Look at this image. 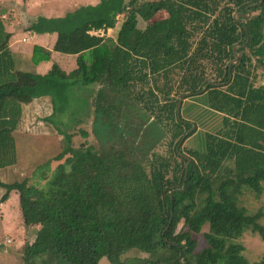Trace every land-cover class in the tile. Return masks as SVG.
I'll return each instance as SVG.
<instances>
[{
    "label": "trees",
    "instance_id": "1",
    "mask_svg": "<svg viewBox=\"0 0 264 264\" xmlns=\"http://www.w3.org/2000/svg\"><path fill=\"white\" fill-rule=\"evenodd\" d=\"M258 2L98 0L63 16L33 18L26 31L55 39L51 49L32 46V64L50 61L52 51L74 55L76 67L68 72L56 62L45 73L17 69L12 34L0 17V169L17 161L23 106L49 97L52 113L68 106L74 113L83 85L94 92L93 123L110 125L113 112L131 99L168 137L167 152L151 154L146 164L114 143L74 148L66 142L53 156L60 162L46 186L27 178L0 181V202L17 191L23 224L38 227L25 264L46 251L40 238L49 239L47 230L68 246L66 264L102 258L110 264H248L237 239L250 230L264 241V211L248 212L239 202L245 190L264 191V83L252 81L264 65V0ZM117 23L114 37L96 33ZM234 47L239 57L231 63ZM185 92L199 96L201 109L222 113L223 130L220 136L205 132L201 149L186 150L182 187V146L195 132L184 136L191 124L176 114L177 96ZM205 225V245L196 250L193 234ZM130 249L148 256L123 258ZM254 264H264V256Z\"/></svg>",
    "mask_w": 264,
    "mask_h": 264
},
{
    "label": "rangeland",
    "instance_id": "2",
    "mask_svg": "<svg viewBox=\"0 0 264 264\" xmlns=\"http://www.w3.org/2000/svg\"><path fill=\"white\" fill-rule=\"evenodd\" d=\"M25 1L15 0L19 5H14L13 0H0V14L2 12L5 13L6 17L4 20L6 21L14 18L15 25L17 26V38H20L21 35H23V38L29 37L26 42H18L12 46L11 51L15 67L23 71L39 72L40 68L47 67L49 69L51 64L56 62L66 72L75 68V57L61 53H55L54 57L51 56L49 62L37 65L39 69L36 65L32 64V46L37 44L49 47L51 39L54 40V35H40L36 37L31 35L30 32H25L24 23L26 24L27 20H24L23 23L21 20L22 15L25 19L30 14L40 16L41 14L53 15L58 12L56 8L54 9L55 6H49L51 3L48 0H38L32 4ZM86 1L88 0H76L75 3ZM69 6L73 5H66L67 9ZM164 15L165 13H160L157 17ZM30 18L32 16L28 19ZM117 20L118 23L122 20L121 15L117 17ZM118 23L113 29H107L106 31L100 30L96 33L114 37ZM138 26L144 28L146 22L139 18ZM206 72L207 76L214 77V72H212L209 66H207ZM252 81L254 85L264 83V65H257L252 73ZM85 86L83 85V90L79 89L80 91H78V106L74 113L68 109L70 106L63 111L56 110L58 113H52L53 108L49 97L35 98L32 102L23 106L22 118L16 131L17 161L14 165L0 170L1 182L10 184L20 182L27 178L28 183L41 187L46 186L49 181V176L54 172L56 165L60 162L54 161L53 156L66 146V142H71L74 148L82 144L98 147L101 143L104 145L114 143L117 147L125 149L128 156L143 164H146L147 160L151 158V154L156 152L165 154L167 152L169 148L167 145V133L163 131L164 129L162 130L151 115L148 113L143 114V108H140L131 99H129L128 103L122 105L119 111L113 112V119L110 125L107 123L97 124L96 121L93 123L95 116L91 94L94 92L90 93L89 87L86 86V88ZM179 97L180 95L177 96L178 99ZM198 97V95L185 96L179 112V115L181 114L183 119L191 124L187 131L191 128L195 130L183 142V153L181 154L186 156H188L186 150L189 147L202 148L205 132L220 136V129L223 126V114L215 110L209 111L207 109H201L202 104ZM104 125H108L110 129ZM112 130H114V133ZM119 134H121L120 137ZM66 135L70 136V141L66 140ZM0 188L1 197L5 193V189ZM17 194L16 191V197ZM239 202L248 212H255L258 209L264 211V191L259 196H256L251 190H245L240 196ZM14 203L15 199L12 198L11 208L5 209L2 211L3 213L0 211V264H25L23 257L27 246H29V236L32 234L37 235L38 231V227L34 226L28 229L30 232H27V228L23 224L20 215L17 199L16 203ZM260 222L264 224V217ZM180 227L181 223L178 224L177 229ZM206 231L207 226L205 225L199 233L193 234L196 240V250L205 245L203 234ZM44 233L47 234L49 239L45 240L41 237L42 244L40 245L46 251L37 253L35 256V264H66L63 257L68 253V246L54 232L47 230ZM6 236H10L12 241L7 243L5 241ZM237 241L244 246L243 254L247 258L248 264H254V262L264 256V241H262L258 234L247 230L243 232ZM147 256L148 254L145 252L130 249L122 257L135 262L147 258ZM98 264L110 263L105 258H102Z\"/></svg>",
    "mask_w": 264,
    "mask_h": 264
},
{
    "label": "crops",
    "instance_id": "3",
    "mask_svg": "<svg viewBox=\"0 0 264 264\" xmlns=\"http://www.w3.org/2000/svg\"><path fill=\"white\" fill-rule=\"evenodd\" d=\"M1 1H4V0H1ZM38 0H26L25 2H29L30 4H32L33 2L35 3V2H37ZM48 1H50L49 3H51V4H49V6H55L54 7V9L56 8V10H57V14H53V15H43V14H41L42 16H44V17H57V16H63L66 12H69V11H72V10H74L75 8H77L78 6H80V5H87V4H90V5H95L97 2H98V0H88V1H86V2H78V3H75V1L76 0H48ZM13 2L15 3L14 5H19V4H17L16 2H15V0H13ZM24 5V4H23ZM66 5L68 6V5H73V6H69V8L67 9V7H66ZM19 7V6H18ZM63 10H64V12H63ZM47 11H48V9H47ZM52 11V10H51ZM61 12V13H60ZM27 16H32V18H30V19H28L29 17H25V19H24V16L22 15V22L24 23V20H27V23L25 24L24 23V29L29 25V23H30V21L33 19V18H35V17H37L38 15L37 14H30V15H27ZM0 17L1 18H3V20L5 19V13H1L0 14ZM4 22H5V26H6V29L9 31V32H11V40H10V44H9V46H10V49H12V46L13 45H15V44H17L18 42H21V43H24V42H26L27 40H28V38L29 37H27V38H23V35H21L20 36V38H17V36H16V28H17V26L15 25V22H14V18L12 19V20H10V21H6V20H4ZM8 22V23H7ZM25 32H30V31H25ZM31 33V35H33V36H44V35H47V36H51L52 34H35V33H32V32H30ZM54 35V34H53ZM46 36V37H47ZM23 41H22V40ZM54 39H55V35H54ZM53 41L54 40H52L51 39V43H50V46L49 47H45V46H43V47H45V48H47V49H51V47H52V44H53ZM37 45V44H36ZM40 46H42V45H40ZM19 48V47H18ZM55 53H58V52H54V51H52V53H51V56L52 57H54V55H55ZM67 55V54H66ZM74 56V55H73ZM75 57V56H74ZM44 62H49V61H42V62H40V63H38L37 65H40V64H42V63H44ZM36 65V66H37ZM37 68L39 69V66H37ZM47 67H42V68H40L39 69V72L38 73H45L47 70H48V68L46 69ZM50 68V67H49ZM44 98V97H43ZM12 166V165H11ZM8 167H10V166H8ZM5 168H7V167H5ZM1 169H3V168H1ZM0 169V170H1ZM0 191H1V188H0ZM12 198L13 199H15V203H16V199H17V201H18V194H17V197H16V191H11L9 194H8V197H7V199H5L4 201H2V202H0V211H1V213H3L2 211H4L5 209H9V208H11V201H12ZM14 203V204H15ZM15 207V206H14ZM18 207H19V204H18ZM20 211V210H19ZM21 215V214H20ZM26 228H27V232H30L28 229L30 228V227H27V226H25ZM30 238H29V242H28V244L29 245H31L34 241H35V239H36V234H32L31 236H29ZM5 241L7 242V243H9V242H11L12 241V239H11V237L10 236H6L5 237ZM104 261V260H103Z\"/></svg>",
    "mask_w": 264,
    "mask_h": 264
},
{
    "label": "water",
    "instance_id": "4",
    "mask_svg": "<svg viewBox=\"0 0 264 264\" xmlns=\"http://www.w3.org/2000/svg\"><path fill=\"white\" fill-rule=\"evenodd\" d=\"M261 1H262V0H260V2H258L257 4H260ZM241 15L244 16V17H248V16L250 15V11L247 10V13H246V14H241ZM234 16H235V15H234ZM236 20H238V19H236ZM233 51H234V55H235V57H234V59L232 60V62H236V61L238 60L239 54L235 51V47L233 48ZM232 62H231V63H232ZM212 83H213V84H216L215 82H212ZM205 88H206V86L204 87V89H205ZM191 94H192L191 92H185V93H183V94L179 97L178 102H177V105H176V114H177L178 117H179V107H180V104H181L183 98H184L185 96H187V95H191ZM193 128H194V126H193ZM191 130H192V128H191L190 130L186 131V132L184 133V136H185L189 131H191ZM184 136H183V138H184ZM182 140H183V139H181V140L179 141V143H178V145H177V149H178L179 146L181 145ZM181 156L187 158V162H186V164H185V174H184L183 182H182V185H183L182 187H184V184H185V177H186V173H187V166H188V164H189V162H190V159H189L188 156H186V155H181ZM170 194H172V191H170Z\"/></svg>",
    "mask_w": 264,
    "mask_h": 264
}]
</instances>
